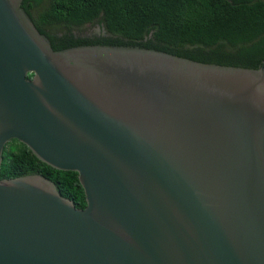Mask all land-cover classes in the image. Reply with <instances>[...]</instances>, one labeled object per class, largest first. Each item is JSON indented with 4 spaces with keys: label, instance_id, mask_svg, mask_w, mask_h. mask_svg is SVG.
Returning a JSON list of instances; mask_svg holds the SVG:
<instances>
[{
    "label": "water",
    "instance_id": "95a60500",
    "mask_svg": "<svg viewBox=\"0 0 264 264\" xmlns=\"http://www.w3.org/2000/svg\"><path fill=\"white\" fill-rule=\"evenodd\" d=\"M21 4L0 0V166L15 139L86 206L0 180V264H264V66L54 51Z\"/></svg>",
    "mask_w": 264,
    "mask_h": 264
},
{
    "label": "trees",
    "instance_id": "16d2710c",
    "mask_svg": "<svg viewBox=\"0 0 264 264\" xmlns=\"http://www.w3.org/2000/svg\"><path fill=\"white\" fill-rule=\"evenodd\" d=\"M21 9L54 51L138 47L201 63L264 66V0H22ZM86 26L100 33L82 36ZM29 175L54 183L76 208L86 206L76 172L51 168L19 141L7 142L0 180Z\"/></svg>",
    "mask_w": 264,
    "mask_h": 264
},
{
    "label": "rangeland",
    "instance_id": "374dc122",
    "mask_svg": "<svg viewBox=\"0 0 264 264\" xmlns=\"http://www.w3.org/2000/svg\"><path fill=\"white\" fill-rule=\"evenodd\" d=\"M99 33H100L99 28L86 26V28L83 29L80 34L82 36H94V35H98Z\"/></svg>",
    "mask_w": 264,
    "mask_h": 264
}]
</instances>
